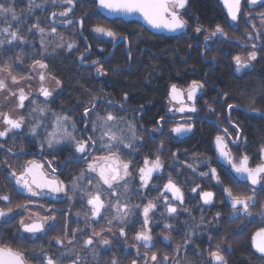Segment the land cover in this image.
<instances>
[{
  "label": "flooded vegetation",
  "instance_id": "1",
  "mask_svg": "<svg viewBox=\"0 0 264 264\" xmlns=\"http://www.w3.org/2000/svg\"><path fill=\"white\" fill-rule=\"evenodd\" d=\"M51 1L44 15L46 26L41 30L37 23L32 24L36 33L41 30L42 39L50 28L51 32L56 27L77 25L78 28L77 23L62 25L77 18L71 16L75 2L73 0ZM70 2L74 3L73 7L69 4ZM189 2L190 0L168 2L170 12L176 13L185 25L184 31L169 36L190 35L193 40L192 45L199 49L202 61L207 64L205 75L202 79L191 80L187 84L169 85L164 104L165 115L157 120L155 127L141 126L139 116L143 111L142 106L127 105L126 96L118 99L111 92L112 78L106 77L102 68L108 57L82 62L86 66L95 67L94 72L98 71L100 74L97 78V92L93 97L88 95V98L87 93L82 94V100L75 101L77 108L74 109L72 104V107H68V110L64 112L57 106L60 82L48 70L43 59L31 61L26 65L29 70L23 74L13 75L0 66V264H17L18 262L20 264H54L52 254L54 245H62V250L69 252L72 241L84 243L91 237L87 238L85 234H87V228L93 227V220L95 225H101L96 223L98 219H92L90 215L91 222L88 223L89 225L84 224L83 228H77L79 223L71 224L70 203L74 197L71 194V186L80 181L88 171L98 180L105 179L103 185L111 189L113 194L116 191L114 186L129 177L128 161L120 159L117 154L104 155L99 151V140H103L102 122L105 119L106 123H111L115 119L114 111L110 109L140 110L136 117L140 129L156 137L166 135L178 141L194 136L201 139V134L203 139V127L206 124L214 126L215 133L211 138L210 154L197 150L191 155L190 161H185L189 160L187 157H190L186 150H176L173 153L175 158L172 160L173 164L180 166V170L185 167L192 176L189 180L195 178L211 183L212 188L207 187L199 191L200 202L203 191H209L212 196L210 202H201L202 204L208 205L213 202L214 188L219 189L223 197L225 196L223 191H227L231 199L245 201L246 209L242 211V206L231 208L224 197V202L231 212L238 211V214L233 217H237L240 222L244 218L247 219L240 227L249 223L254 224L255 229L251 235L254 231L264 228V209L257 217L252 210L257 209L258 200L254 199L252 202L247 198L258 199L264 195V172L258 175L257 186L247 180H240L233 173L235 170L238 175L252 179L253 170L264 164V144L260 143L259 138L257 141L254 140V134L248 131L249 122L254 121L256 125L264 121V109L228 100L229 94L207 78L217 64L212 53L218 48V44L222 45L220 50L223 49V53L229 57V64L234 75L240 76L241 80L247 74L260 75L264 67L260 66L261 63L264 64L260 61V52L264 48V10L262 8L264 2L251 3L250 0H241L239 12L233 22H229L225 14L230 26L229 32L222 30L219 26L208 30L196 21L193 25L190 24L188 18L193 20L196 16L191 12ZM243 7H247L246 12L243 11ZM66 11L69 12L65 13ZM166 16L171 17L169 14ZM138 23L144 27L140 22ZM153 34L168 36L162 33ZM117 40L121 41L116 46L125 43V51L128 52L129 42L125 36L111 40L112 51L116 47L114 43ZM43 51L41 47V52L44 53ZM90 52L91 50L85 58L89 57ZM89 63L94 64L88 65ZM129 65L130 62L127 67ZM50 76L56 82L57 89L49 92L48 84L51 83L46 78L50 80ZM172 85L181 90V95L176 91H170ZM175 128L177 133H182L189 128L190 131L187 135L179 137L173 134ZM92 130L95 131L94 135ZM215 141L216 145L218 142L224 145L227 165L220 162L223 158L219 156ZM199 145L201 144L197 142L194 149L199 148ZM178 153L184 154L185 159L178 160ZM156 160L161 163L160 166L154 163ZM200 160H206V163L200 166L197 163ZM143 161L141 181L143 186H147L154 175L163 173L165 169L157 157L144 158ZM109 164L119 169L114 180H111L113 172ZM147 166L159 169L145 174ZM125 167H127L128 175H125L127 178H122L120 176ZM221 176L228 177L238 186H245L246 193L233 194L222 185ZM148 177L150 178L146 182L144 178ZM168 181H173L180 188L181 198L177 202L165 191V184ZM109 182L111 184L108 186ZM199 187L200 183L196 184L191 191L197 192ZM162 191L167 194L165 196L167 200H171L172 207L177 209V206L183 203L182 188L175 179H167ZM81 193L83 191L77 194ZM72 226H75L73 231H71ZM61 228H63L62 236L55 238L56 231ZM71 234L74 235L73 238ZM215 255L219 256L221 262L228 264L227 259L219 252L213 253L212 263L209 264L214 263ZM71 263L75 262L68 261L66 264Z\"/></svg>",
  "mask_w": 264,
  "mask_h": 264
},
{
  "label": "trees",
  "instance_id": "2",
  "mask_svg": "<svg viewBox=\"0 0 264 264\" xmlns=\"http://www.w3.org/2000/svg\"><path fill=\"white\" fill-rule=\"evenodd\" d=\"M51 2L0 0V66L13 75L23 74L29 70L26 65L31 61L43 59L48 70L60 82L57 106L62 112L67 111L72 104L76 109L75 101L82 100V94L87 93L88 98V95L93 97L97 92V78L100 74L94 72L95 67L86 66L82 62L100 57H108L102 68L106 77L112 78L110 90L115 97L122 99L126 96L127 105L143 107L139 116L143 128L155 127L157 120L165 115L164 104L170 84H187L191 80L202 79L205 75L207 64L202 61L199 49L192 45L190 35L163 36L149 32L135 21L106 19L98 12L95 0L75 2L74 11L71 13L72 17L82 19V30L91 50L89 57L79 61V54L86 46L78 34L75 48L66 57L47 56L41 52L40 40L41 28L46 26L44 15ZM189 8L196 16L193 20L188 18L190 24L193 25L196 21L208 30L219 26L226 32L230 31L225 13L217 0H190ZM262 8L264 10V6ZM243 9L247 11V7ZM34 23L41 29L38 33L32 28ZM95 25L107 27L118 37L125 36L129 42L128 52L125 51V43L119 44L112 51L113 43L110 39L96 37L89 31ZM70 27L56 29L67 31ZM221 46L218 44V48L212 53L217 64L207 78L229 94L228 100L264 109V67L259 76L247 74L241 80L240 76L232 72L229 57L223 53V49L220 50ZM260 61L264 63V48L260 52ZM261 65L264 66L262 63ZM110 110L114 111L115 119L111 123L103 120V140L98 139L99 151L104 155L117 154L120 159L128 161L129 177L115 185L116 191L112 194L111 189L86 171L82 179L71 186V194L74 195L70 203L71 224L79 223L77 228H83L84 224L89 225L91 222L85 191L93 184L105 206L102 216L96 221L101 225H95L93 220V227L86 230L87 238L91 236L89 232L108 226V222H111V226L117 224L123 230L124 237L129 238L135 248L144 250L155 258L157 264H209L213 251L224 255L228 264H264V257L255 254L249 244L250 235L255 229L254 224L240 227L239 219L230 215L231 210L225 204L219 189L214 188L212 203L202 204L199 191L212 188L211 183L195 178L189 180L191 173L185 167L180 170V166L173 164V153L176 150H186L190 157L185 161H190L191 155L197 150L210 154L214 126L206 124L203 127L202 140L194 136L178 141L166 135L156 137L140 129L136 122L140 110ZM248 126L249 133L254 134V140L259 138L260 143L264 144V121L256 125L254 121L249 122ZM92 133L94 135L95 131L92 130ZM197 142L201 145L194 149ZM180 154H177V159H185V155ZM155 157L163 163L165 170L154 175L151 182L144 187L141 181L143 159ZM221 177L222 185L233 194L246 193L245 186H238L226 176ZM170 178L178 182L183 194V203L174 212L167 209L172 204H166L161 198L167 195L162 187ZM199 183L197 192H192L191 189ZM79 191L83 193L78 195ZM146 201L155 203L154 210L148 215L151 235V244L148 246L135 239L144 226L141 209ZM115 205L126 207L121 223L113 220L117 213ZM73 227L75 226H72L71 231ZM62 232L63 228L57 230L55 238L61 237ZM162 234H167L168 237L164 238ZM73 236L71 234V238ZM124 240L126 241L117 236L113 237L108 248L95 246L97 252L94 253L90 251V246L77 240L71 242L69 252L63 251L62 245H54V264H66L68 261L76 264H141L142 257L137 256L134 249L132 251L126 248Z\"/></svg>",
  "mask_w": 264,
  "mask_h": 264
},
{
  "label": "rangeland",
  "instance_id": "3",
  "mask_svg": "<svg viewBox=\"0 0 264 264\" xmlns=\"http://www.w3.org/2000/svg\"><path fill=\"white\" fill-rule=\"evenodd\" d=\"M74 2H78L79 0H73ZM51 28L49 29V31H47L45 33V36L41 37V47L42 49H44V54H47L53 58H57V57H66L67 54H69L71 52V50H73L75 48V38L77 37V25H71V27L67 30V31H59L56 28H53V32H51ZM89 31L96 37L99 38H104V39H110V40H116L118 37L115 35L114 32H112L110 29H108L105 26L102 25H95L92 28L89 29ZM87 51V49H83L81 52V54L85 53ZM79 54V55H81ZM77 55V54H76ZM96 73H98V71H96ZM99 74V73H98ZM47 75V74H46ZM48 77V76H47ZM48 80L49 83L48 84V91H54L57 89L56 86V82L51 78L50 76V80L48 78H46ZM45 83V82H44ZM45 85V84H44ZM47 85V84H46ZM47 87V86H46ZM199 161V160H197ZM156 165L160 166V162H157V160L154 162ZM198 165L203 166V164L206 163V160H200V162H197ZM125 175H128L127 172V167L123 168V172L122 175L120 177H125ZM127 178V177H125ZM124 178V179H125ZM150 177L148 178H144V180L146 179V182L149 180ZM108 179V176H107ZM105 180V179H104ZM103 179H100V183L104 184L105 181ZM117 181H119V178H117ZM111 184V182H109V184H107L108 186ZM90 188H88L86 192V201L89 205V215L92 217V219H99L102 216L103 213V209L105 206V202L103 201L101 195L98 193L97 187L92 186L93 184H90ZM145 187V185H144ZM242 189V188H240ZM165 191L167 192V194H169L171 196V198L177 202L180 200L181 198V191L180 188L173 182V181H168L165 184ZM210 192L205 190L201 193V202L202 203H207L210 202L212 199L211 194H209ZM239 194V192H238ZM236 195V194H235ZM241 195V194H239ZM246 196V195H245ZM163 199V201L167 204L168 203H172L170 199L167 200V197H161ZM248 201H252L254 199L258 200L257 202V209L256 210H252V213L254 215H256L257 217L261 215L263 209H264V195H261L260 197L257 198H253V197H247ZM116 209H117V213L116 215H114L113 220L115 222H122V218H123V214H124V210L126 209V207H121L120 205H115ZM155 208V203L153 201H146L144 203V205L142 206L141 209V213H142V219L144 222V226L142 228L141 231L138 232V234L136 235L135 239L136 241H140L142 244L148 246L151 244V235H150V228L148 225V215L151 211H153ZM167 209L171 212H174L176 210V207H172L171 205L167 206ZM87 214V216H88ZM238 214V211H232L230 212L231 216H235ZM89 216V217H90ZM246 218H244L243 221L239 222V224H243L246 222ZM109 225L108 226H103L101 229L98 230H94L92 231V237L89 238L88 240H85L84 245L85 246H90V251H92V253L97 252L96 247H100V248H108L110 245V241L111 238L113 237H119V238H123L126 239L125 243H126V248L131 249L137 253V256H141V264H157L155 262V258H153L152 256H150L146 251H142L139 250L137 248H135L132 244H131V240L129 238H125L124 237V232L121 228L117 227L118 225H114L111 226V222H108ZM98 231V232H97ZM120 233H119V232ZM162 237L166 238L168 237L167 234H162ZM96 240V242H95ZM95 243V244H94ZM94 246V247H93ZM214 251L210 254V263H212V255H213ZM71 264H75V263H71Z\"/></svg>",
  "mask_w": 264,
  "mask_h": 264
},
{
  "label": "water",
  "instance_id": "4",
  "mask_svg": "<svg viewBox=\"0 0 264 264\" xmlns=\"http://www.w3.org/2000/svg\"><path fill=\"white\" fill-rule=\"evenodd\" d=\"M170 0H95V5L98 12L107 19H114V18H121L124 21H138L140 22L145 28L150 30L153 33H162L164 35H174L177 32H182L185 30V25L182 21L177 17L176 13L170 12L168 8V2ZM185 1V0H184ZM220 5L222 6L225 14L228 17L229 22H233L237 13L239 12V4L241 0H218ZM251 3L256 2H264V0H250ZM71 7L74 6L73 2L69 3ZM179 6H182L179 4ZM69 11H66L67 13ZM63 13V14H65ZM166 14H169L171 17H167ZM73 23L78 24L77 33L83 40L87 52L84 53L79 57V61L88 56L90 47L88 45L87 39L85 34L82 30V21L79 18L69 20L67 23L62 24L63 26H68ZM123 40V39H121ZM121 40H117L114 43L116 46ZM94 63H89L88 65H92ZM170 91H176L179 95H181V90L174 85L170 87ZM91 110V109H89ZM190 131V128L183 131L182 133H177L176 128L173 130V134L183 137L187 135ZM215 146L218 149L219 156L223 159H220V162L227 165V153L224 149V145L218 142ZM82 147H84L82 145ZM264 152V149H263ZM109 168L112 170L113 174L111 180H114L118 173L119 169L113 167L109 164ZM158 167L147 166L145 168V174L150 172L158 171ZM264 172V164L258 166L253 170L252 179L246 177H242L238 175V173L233 170V173L240 179V180H247L254 186L258 185V175ZM224 192V197L226 203L229 204L231 208H235L238 206H242V211L246 209V204L243 199H231L229 197V193L227 191ZM250 246L253 252L259 256H264V228L258 229L254 231L250 238ZM3 264V263H2ZM17 264H20L19 262ZM213 264H225L224 262L220 261L219 256H214V263Z\"/></svg>",
  "mask_w": 264,
  "mask_h": 264
}]
</instances>
